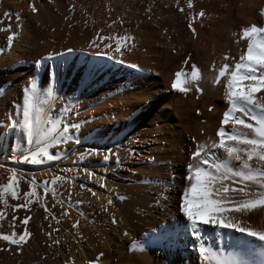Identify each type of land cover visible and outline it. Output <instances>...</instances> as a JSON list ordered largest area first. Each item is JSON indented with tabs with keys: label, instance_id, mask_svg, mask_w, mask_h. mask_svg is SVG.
Returning <instances> with one entry per match:
<instances>
[{
	"label": "bare ground",
	"instance_id": "1",
	"mask_svg": "<svg viewBox=\"0 0 264 264\" xmlns=\"http://www.w3.org/2000/svg\"><path fill=\"white\" fill-rule=\"evenodd\" d=\"M101 3L102 0H96L94 12L99 20H104L106 11L99 7ZM191 4L189 8L188 0H110L111 19H119L120 29L128 30L132 38L127 47H124L126 40H120V53L114 51L117 40L108 29L109 32L99 34V38L105 39L94 42L96 46L86 42L87 47L82 48L85 45L79 40L78 48L73 46L76 49L73 55L62 52L69 45L54 50L37 48L28 60L30 48L37 46L33 28L42 17L37 12L38 21H35L33 15L16 11L13 4L0 0V27L11 23L8 29L14 34L10 46L0 39V131L9 122V115H16L21 89L34 79V74L37 77L34 82L42 88L49 78V70H55L58 95L51 112L62 114L63 100H76L72 114L65 119L76 125L74 134L79 137V143L67 141L52 146L49 153L58 155L59 159L45 160L42 164H14L12 156L18 161L26 154L20 149L21 137L18 133L14 137L0 135V183L7 182L9 167L18 169L16 175L21 178L22 191L28 190L27 181L32 179L39 184L51 181L54 176L66 177L54 186L57 198L51 192L45 194L39 187L34 188L44 201L43 207L36 202L33 205L36 214L47 218L51 225L56 223L62 234L68 231L63 234L65 239L50 245L38 237V228L30 240L31 243L36 240L38 246L35 245L31 254L28 249L23 253L26 261L30 255L35 257V264H180L183 257L182 264H199L197 255L190 248H184L183 228L178 223L182 219L177 212L179 192L184 187L182 175L186 174L194 141L199 143L214 137L222 116V89L211 85L214 73L209 70L210 66L214 62L218 65L225 53L236 57L242 50L245 42L238 41V35L233 33L238 34L241 27L260 21L258 10L264 8V0H191ZM198 12L203 13L199 18ZM50 14L44 15L45 18ZM43 31L45 35L47 30ZM5 32L2 31L4 35ZM104 44L109 47L105 48ZM108 56L114 59L109 60ZM22 60L25 62L19 66L17 63ZM193 64L202 76L200 95L195 94L194 88L187 94L173 91L170 88L173 74L181 68L188 72ZM89 150L95 154L88 155ZM104 155H108L107 161ZM62 169L69 171L65 173ZM81 169L93 175L89 177ZM101 183L103 188L99 187ZM114 191L129 195L128 201H117ZM111 216L117 218H114L115 224L109 220ZM235 218L254 229H264V206L253 208L247 214L237 213ZM175 228L179 232L172 250L160 248L159 251L147 247L157 245L149 244L143 250L128 251V242L144 241L161 229L169 230L172 235ZM209 241L205 243L212 245ZM187 243L191 245L194 241L189 237ZM229 243L224 240L221 247ZM122 244L126 246L124 249ZM120 245L122 251L118 252ZM38 253L45 254L43 261ZM248 258L259 259L255 254Z\"/></svg>",
	"mask_w": 264,
	"mask_h": 264
},
{
	"label": "snow or ice",
	"instance_id": "2",
	"mask_svg": "<svg viewBox=\"0 0 264 264\" xmlns=\"http://www.w3.org/2000/svg\"><path fill=\"white\" fill-rule=\"evenodd\" d=\"M28 6L35 12L31 4ZM188 7H192L191 0H188ZM202 14L198 12L196 17ZM258 15L261 17L258 23L241 27L238 34L233 33V36L238 35V41L245 42L237 56L231 57L225 53L218 65L214 62L210 66L209 70L214 73L211 85L222 89V116L214 137L199 143L194 141L195 148L190 152L186 174L182 176L185 184L178 198L177 212L182 217L178 223L183 228L184 248H190L197 255L199 264H264V229H254L235 218L237 213L247 214L253 208L264 206V8L258 10ZM188 24L191 29V19ZM13 38L14 34L8 36L9 46ZM112 38L117 40L116 53L121 52L120 40H126L124 47L132 40L131 37ZM99 39L102 41L105 37ZM104 47L108 48L109 44H104ZM108 59L114 57L108 56ZM184 63H187V59ZM130 67L136 68V65ZM54 72V69L49 70V78L42 88L37 86L34 79L29 80L15 107L16 115H9V122L0 131V135L14 137L18 133L21 137L20 149L26 154L18 161L12 156L14 164H42L45 160H56L60 157L49 153L52 146L67 141L79 143V137L74 134L76 125L67 123L65 119L72 114L76 100L65 98L61 105L65 111L62 114L51 112L58 95ZM201 79L199 69L193 64L190 71L181 68L173 74L170 88L182 94L194 88L199 96L202 92L199 87ZM12 147L16 149L14 139ZM87 154L95 153L89 150ZM103 159L107 161L108 155H104ZM17 171L9 167L7 182L0 183V205L6 204L7 197L12 200L19 198L21 178L17 177ZM61 171L66 173L69 170ZM81 171H86L89 177L93 175L86 169ZM64 179L65 176H54L51 181H41L39 184L35 179L27 181L28 190L22 193L23 203L12 205V211L28 209L33 200L43 207L44 197H38L34 188L39 187L45 194L51 192L53 198H57L54 186ZM68 182L71 183V180ZM99 187L103 188V183ZM237 196L239 199H236ZM4 216L5 213L0 211V220ZM12 220H16L15 215ZM28 221L29 218L25 217L19 223L27 225ZM112 223H116L114 218ZM73 227L76 225L73 224ZM124 235L127 236V232ZM29 236L26 229L19 234L13 231L11 234H0V241L19 248ZM189 237L194 241L191 245L187 243ZM208 240L213 241L212 245L205 243ZM224 240L230 243L221 247ZM173 243L171 233L161 229L144 241H131L128 251L143 250L149 244L164 250L172 247ZM254 254L259 257L258 260L248 258Z\"/></svg>",
	"mask_w": 264,
	"mask_h": 264
},
{
	"label": "rangeland",
	"instance_id": "3",
	"mask_svg": "<svg viewBox=\"0 0 264 264\" xmlns=\"http://www.w3.org/2000/svg\"><path fill=\"white\" fill-rule=\"evenodd\" d=\"M1 1H4L5 3H8V4L10 3V5L13 4L12 6L16 8V9H14L16 11L18 10V11H20L22 13L24 11L25 13H29L30 15H33L34 17H36L34 19L35 21H38V20H36V19H38V16H35V14L37 12H38L37 14L42 17L41 19L43 21L40 19L39 20L40 22L37 25L38 27L36 26L35 28H33V30H35L33 32L36 33V37L35 38L37 40V46L34 49L30 48L32 53H31V51L29 49L30 52L27 53V56H26L28 58V60H31L33 58V56H31V55H33L36 52L37 48H41L42 50H44V49L54 50L56 48H62L65 45H69V47H67L64 50H62V52L63 51L64 52H70L69 54L73 55L74 52H75L74 50H76L78 48L77 46H78L79 40H80V43H82V42L85 43V44H83V43L81 44V45H85V46H82V48H84V47L86 48L88 43H90V42L92 43V41L93 42L99 41V34L101 32L107 31L108 29L112 30V31H110V33H112V36H114L116 38H118V37H127L128 36V32H129L128 30H125L124 28L120 29L119 25H120L121 21L119 19H114V18L111 19V16H112L111 15V13H112L111 11L112 10H111V7H110L111 6L110 5V0H108V1L102 0V3L99 4V7H101L102 9H105V11H106V18L104 20H101V19L99 20V17L96 16V12H94V9H96V7H97L96 4H94V3H96V0L95 1H93V0H85L84 2H83V0H37V1H35V0H1ZM23 1H24V5H23ZM36 2H37V4H36ZM29 4H32L33 8L35 6V12L30 11L32 9H30L27 6ZM44 5H45V7H44ZM41 7H42V10H44V11L41 10ZM106 7H108V8H106ZM45 8H48V10L45 9ZM70 9H72V10H70ZM45 12H47V13L45 14ZM77 13H79V14H77ZM48 14L51 15V16H48L50 18H48V17L45 18L44 15H48ZM92 18H94V19H92ZM97 19H98V21H97ZM99 22H100V24H99ZM104 24H105V26H103ZM96 26H97V28H95ZM8 27H9V29H11V23L7 24V25H5V23H4L0 27V28L3 29V30H0V33H1L0 39L3 38L2 40L4 41V43L8 42L7 38L10 35L9 33H11V32H9L10 30L8 29ZM44 29L47 30L45 35H44V31H43ZM94 29H95V31H94ZM109 30H108V32H109ZM2 31L3 32L6 31L5 35H4V33H2ZM66 31L67 32L69 31L70 33L69 32L67 33ZM93 31H94V33L96 32L97 36L93 33ZM72 33L74 35L71 36L70 34H72ZM38 34H41V36L44 35V37H38L39 36ZM67 34H69L70 36H68ZM93 34L95 35V37H94ZM33 35H34V33H33ZM129 35H130V32H129ZM130 36H128V37H130ZM72 37H73V39H72ZM68 39H70L69 42H68ZM88 40H90V41H88ZM86 42H87V44H86ZM73 46L75 48L76 47L77 48L75 49ZM86 51L87 50H85V52H84V50H83L82 52L87 54ZM59 53H61V51ZM96 53H98V52H96ZM29 57H31V59ZM40 60H42V59H40ZM19 62L17 64H19V66H20V64L24 63L25 61L22 60V61H19ZM2 70L5 71L6 67L3 66ZM36 78L37 77H35V74H34V79H36ZM4 84H7V82H5ZM16 87L18 88L17 90H20V86H16ZM22 91H23V89H21L20 99H21ZM18 94H19V92H18ZM183 175H185V174H183ZM184 184H185V182L182 179V185L184 186ZM23 192L24 191H22L21 188H20V192L18 194L19 198L17 200H12L10 197H7L6 198V201H7L6 204L5 205H0V211H3L4 213L5 212L7 213V214L5 213L4 219L0 220V234H11L13 231H16V233L19 234V232H21V231L26 229L30 233V236L28 237V239L23 244H21L19 246V248H17L16 245H9L7 242L0 241V264H25L26 262H28L26 264H35V261H34L35 257H33L34 258L33 259L32 256L30 257V255L26 256V257H28V261H26L27 258H25L23 256V255H26V254H23V253H25V251L27 252L29 250L28 252H30V254H31V253H33L35 245L38 246V243H36L35 239H33V240H35V242H33L35 244L31 243L32 241L30 242V240L34 237L33 235L35 233H37V231L39 229H40V231H39L40 233L39 232L37 233L38 237L40 236V238L44 239L46 242L48 241L47 243L50 244V245H53L55 243V241H57V240L59 241L61 239L62 240L65 239L63 234L67 230H64V233L62 234L60 232L59 228H57L58 226L54 225L56 223H53L51 225V223L47 220V218H45L42 215L36 214L37 210L35 209V206L33 207V205L35 204L36 200H33V202L31 204H29V208L28 209L18 208L15 213L12 211V209H11L12 205L17 204V203H23V199H22L23 196H21ZM114 194H115V197H116L117 201H120V203H125V202L128 201L127 198L129 197V195L127 196V195H125V193H123V194L121 192L119 193V191H114ZM179 194H180V192H179ZM117 197H123L124 199H118ZM30 209H33V211L30 210ZM34 211H35V213H33ZM39 212H41V211H39ZM13 215L16 216V220L15 221L12 220L11 216H13ZM25 217L29 218L28 224L27 225H21L19 223V221L21 219H24ZM112 217L116 218L115 216H111L109 218V220L111 219L110 220L111 222L113 220ZM117 217H118V215H117ZM77 222H78V220L76 219V223ZM136 225H137V223H135V226ZM51 226H52V228H51ZM161 227H162V225H161ZM72 232L74 233L73 230H72ZM142 234H141V238H142ZM65 235H66V233H65ZM78 237L81 239L82 236L78 235ZM53 238H54V240H53ZM83 239H85V237ZM29 242L31 244H29ZM209 243L212 244L213 241L211 240V241H209ZM32 244H33L34 247L31 246ZM127 244H128L127 245V248H128L130 243L128 242ZM122 247L124 249L126 246L122 244ZM122 247L120 245V248L118 249L119 250L118 252L122 251ZM147 247H150V248H154L155 247L157 250L160 249V247H158V246H147ZM5 249H7V250H5ZM167 249H169V248H167ZM160 250H162V249H160ZM170 250H172L171 247H170ZM159 251H158V253L161 256L164 257L165 253L159 252ZM37 255H40V254L38 253ZM40 256H41V258L43 257L42 259L40 258V260L43 261V259L45 258V254H41ZM21 257L23 259H25V260L21 259ZM29 259H31V260H29ZM184 259H183V257H181L180 264L185 263ZM183 260H184V262H183ZM23 261H24V263H23ZM92 262H96V261H92ZM177 262L179 263V261H177Z\"/></svg>",
	"mask_w": 264,
	"mask_h": 264
}]
</instances>
